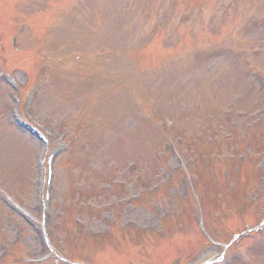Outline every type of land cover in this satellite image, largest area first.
I'll return each mask as SVG.
<instances>
[{
  "label": "rangeland",
  "instance_id": "374dc122",
  "mask_svg": "<svg viewBox=\"0 0 264 264\" xmlns=\"http://www.w3.org/2000/svg\"><path fill=\"white\" fill-rule=\"evenodd\" d=\"M213 73L230 122L216 137L226 139L207 143L214 153L182 139V157L165 140L166 162L153 157L151 169L142 110L180 113L189 103L200 112ZM13 82L23 99L34 95L26 114L51 136L48 147L12 127ZM236 121L251 146L244 158L228 143L219 153ZM68 143L54 163L46 247L35 163ZM203 217L218 242H235L230 264H264V230L262 241L235 237L264 219V0H0V264H126L124 255L134 264H201L224 251L204 245Z\"/></svg>",
  "mask_w": 264,
  "mask_h": 264
}]
</instances>
